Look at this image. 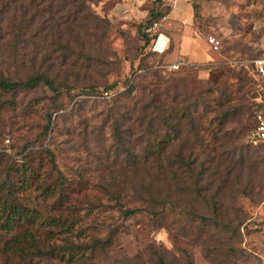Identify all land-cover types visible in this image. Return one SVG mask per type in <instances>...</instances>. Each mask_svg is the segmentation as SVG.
I'll return each instance as SVG.
<instances>
[{
    "label": "rangeland",
    "instance_id": "1",
    "mask_svg": "<svg viewBox=\"0 0 264 264\" xmlns=\"http://www.w3.org/2000/svg\"><path fill=\"white\" fill-rule=\"evenodd\" d=\"M12 1L0 0V79L43 73L52 88L0 90V182L9 172L35 217L33 239L0 229V264H264V151L248 137L261 92L246 67L264 55V0H188L210 55L192 62L154 51L162 27L142 36L171 0ZM114 229L104 249L49 253Z\"/></svg>",
    "mask_w": 264,
    "mask_h": 264
},
{
    "label": "trees",
    "instance_id": "2",
    "mask_svg": "<svg viewBox=\"0 0 264 264\" xmlns=\"http://www.w3.org/2000/svg\"><path fill=\"white\" fill-rule=\"evenodd\" d=\"M13 0V4H14ZM65 0H62L64 2ZM76 1V0H75ZM6 4L10 6L11 0H7ZM84 4V3H83ZM15 5V4H14ZM61 8L63 6L59 4ZM77 8L79 7L78 5L76 6ZM170 9V8H169ZM194 12L196 8H193ZM168 12V11H167ZM166 12V13H167ZM165 12H162L161 10L153 9L149 12L148 18L145 21V24H147V27L145 28V33H142V36L146 39V42L148 41L150 33L147 31V28H149L152 23L158 19H160L162 16L166 14ZM16 29L14 28L13 33L16 36L15 33ZM139 31H142L139 29ZM162 31L157 32L155 34H151V39L152 43H155L158 40L159 34H161ZM18 43L20 41L17 39ZM26 39H24L22 42L26 43ZM149 42V41H148ZM15 40L13 42L12 47H16ZM40 82H43L46 86L52 88V85L50 81L47 79L46 75L43 73H34L31 74V76L25 80H4L0 79V90L1 91H14L19 88H31L39 84ZM106 88V87H105ZM131 89V85L129 86ZM109 91L110 86L107 87ZM93 91V90H92ZM90 92V95H92L94 92ZM261 105V104H260ZM245 110V106H236L234 107H226L224 111L220 112V119L224 120L228 117H235V114H239ZM167 126L172 125V122L166 121L165 123ZM49 128V121L45 125V131ZM261 148V147H260ZM262 149V148H261ZM263 150V149H262ZM45 152L50 155V171L55 172L56 178L54 182L57 181L58 188H61L64 185V178L60 172V170L57 169L55 165V160H54V154L53 152L45 149ZM25 153V148H22L20 151V154L23 155ZM3 155V153H0V156ZM255 160L257 156H254ZM31 170V175L33 176L35 174L34 170ZM5 177L6 181H1L0 182V229L5 230V231H18L19 228L24 227L23 235L22 237L25 236H30L32 239V234L29 232L28 228L32 227L34 225V210H31L28 206L23 205L21 202L16 200V192L17 188L15 187V183H10L8 182L10 178V173L5 172ZM55 190L50 191L49 188L46 186V188L42 189V195L44 196H50L54 193ZM58 196L60 200H63L62 198L66 195V193L63 192L62 189H59L58 191ZM45 193V194H44ZM143 211L142 208H131V209H121V212L125 216H133L139 212ZM117 230L114 229L112 230L106 237L104 238H90L88 242H83V243H77V244H72L71 242L67 241V244L64 246H54L49 250V253L51 255H55L57 257L60 256V252H68L70 257H75L79 256L81 254L85 253H93L97 251L98 249H104V247L109 244L111 236L116 232ZM16 243L15 245L19 244V239L18 236L15 237Z\"/></svg>",
    "mask_w": 264,
    "mask_h": 264
},
{
    "label": "crops",
    "instance_id": "3",
    "mask_svg": "<svg viewBox=\"0 0 264 264\" xmlns=\"http://www.w3.org/2000/svg\"><path fill=\"white\" fill-rule=\"evenodd\" d=\"M162 29L158 40L153 43L156 52H168L169 59H175L178 55L187 58L189 62L202 59L208 60L210 55L201 49L191 36L194 11L188 0H171V6L165 14ZM168 37V40H166ZM172 56V57H171ZM198 60V61H200Z\"/></svg>",
    "mask_w": 264,
    "mask_h": 264
},
{
    "label": "built area",
    "instance_id": "4",
    "mask_svg": "<svg viewBox=\"0 0 264 264\" xmlns=\"http://www.w3.org/2000/svg\"><path fill=\"white\" fill-rule=\"evenodd\" d=\"M166 19V15L162 16L160 19L154 21L152 25L147 28L148 32H156L161 30V27L163 26L164 20ZM207 42L212 46L213 49H217L219 45V41L215 39L213 36H209L207 39ZM186 65V62L183 60H178L175 62H171L168 64H165V68L170 70H176L179 69L181 66ZM250 68L251 75L257 82V86L261 92V105L260 107L255 111L254 116V127L251 130L249 134V140L250 142L257 144L260 146L264 151V55L255 57L250 60L249 67ZM103 95L105 97L110 96L109 91H104Z\"/></svg>",
    "mask_w": 264,
    "mask_h": 264
}]
</instances>
